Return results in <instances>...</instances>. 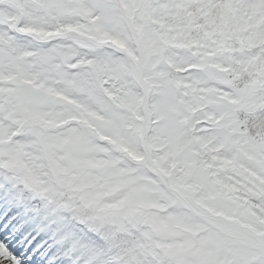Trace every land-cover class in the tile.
<instances>
[{"label":"rangeland","instance_id":"obj_1","mask_svg":"<svg viewBox=\"0 0 264 264\" xmlns=\"http://www.w3.org/2000/svg\"><path fill=\"white\" fill-rule=\"evenodd\" d=\"M87 1L95 2L97 0ZM101 2L105 3V8L102 7L103 10H100V12L97 14V17L95 18L97 22V30L100 29V26L102 25H104L103 27L105 28L112 27L119 20L116 17L118 13L115 11L117 8L114 2H116L117 6L118 4H122L123 9L124 2H126L127 5H129V3L133 4V0H102ZM71 4L72 7L68 8V6H66L65 11H72L74 14L80 13L82 15L84 8L86 7H84L83 4L81 5V3L79 2H74ZM96 8V5L90 4V9H87L91 14ZM231 9L234 10L238 24L247 28L251 26V17L254 19H264V0H226L221 2L216 1L213 2V4L209 5V10L211 12H209L205 6L200 8L199 12L211 14L215 21L218 20L219 23H223L225 19V15L223 13L228 12ZM179 18L180 15L178 14V12L172 11L165 16H160L158 18V23L156 26L168 41L174 43L173 46L181 45L180 47H190L192 40L195 43L196 41H198V44H206L210 40L218 46H223V38L221 36H218L220 39H216L214 34H212L213 32H211L210 27L203 30L202 34L200 30L195 28L188 19L180 23ZM92 21L93 18L90 19L91 23H93ZM91 23H89V25ZM138 26H140V22L138 23ZM247 30L245 31V33H241L240 35H236L234 37L233 45L230 47L232 52L236 53L240 49L245 50L249 48L250 43ZM252 31L253 30H250L249 32ZM205 32L209 34H205ZM263 32V28L258 30V33ZM175 36L180 37V39L178 40L180 42V45L178 44V42L174 41ZM146 46L152 47L153 43L150 41L146 42ZM153 55L156 54L145 55L147 61L149 62V66L153 67L148 68V65L144 63V71L146 76L148 73H153L155 69H158L162 73V68L159 67L158 63L156 64L155 60L153 59ZM175 56V54H172V57ZM45 58L47 59V62L51 63L50 54L45 55ZM179 59L181 60L180 57ZM172 65L173 64H171V66ZM201 66V64H197V67ZM212 70L213 69H209L208 71L210 72ZM238 70L240 71V76H243V74H249L250 71V69L246 67H239ZM255 72L256 76L251 73L250 80L236 83L230 77V70H228L224 73V75H222V77L223 79H228L229 81L224 80L222 88L224 90H227L228 92L229 90L225 87H228L229 89L232 88L234 94L237 97L244 95L246 96V99H250L252 97L253 91H255L253 95H255L257 99H259L260 97L264 98V81L263 83L259 82L260 79H264V69L261 66H258ZM158 76L160 77V75H155L153 77V80L156 81L159 78ZM150 82L151 80L148 82H143L149 93L148 99L146 100L145 104V112L142 106V91L136 86L129 91H124V105H114L108 100H102L98 98V101L101 104L105 103L104 101H108L106 102V108H103L102 110L105 109V112L109 115V125H106L104 124L105 122L100 121L101 127H109V129L112 131L116 129L115 132L117 133H119L121 130L126 131V129H128L131 133V136H125L122 144H119L127 150H123L122 152H118L117 154L111 151V161L105 165L100 159H97L96 161L91 160L92 154L90 153V151H88L85 156L83 149L87 145V142H85L87 132H83L82 135L79 132H72L70 138H67V136L62 137L61 142L66 139V142L62 145H59L60 140L58 136H50L48 138V140L50 141L48 142L49 146L47 149V155L50 159L49 161L53 162L54 165H58V169H61L65 175H68L70 172L80 174L82 173L79 181L80 188L86 186L88 184V181H90L93 176H95V179H98L96 181V185H93V188H89L87 189V191H85V193L89 194L94 200H90V206L94 208L95 212L101 211L104 213H109L111 215L110 222L116 227L120 228L122 227V225H124V228H126L127 230L128 223L132 224V228H129V232H131L133 236L137 235L134 238H136L135 242H138V244L134 247L138 249H135V255L138 254L139 260L146 261L147 264H160V260L161 262L162 260H166L167 262H172V264H174L173 256L176 258L175 249L179 244V236L182 232L180 231V229L184 227V229L189 232V224L188 222H184V220L187 217L190 220L191 218L193 219V217L187 214L188 212L186 205L182 202L187 199L189 200L190 205L199 212V218L195 219L194 222L195 228L191 232H189L190 237H188L189 239L194 241V237L196 235L198 236L199 239L196 240V242L198 243L197 248H199V253L196 248V255L194 248V250H192L191 253L187 255V258H191V254L194 256L193 261L189 259V264H200V262H202L203 264H231L233 259L229 257L221 258V254L224 251V247L226 246V244H224V236H222L221 232L217 233L214 230L211 231L207 230L206 228V226L208 225H215H213L212 221L208 220V217H211L212 214L210 213L214 212L213 204L215 200H226L228 202L230 200L233 203H236V205L238 204L237 208L246 203L249 206V203H251L253 180H262V178L252 176L248 180H245L244 184L241 182V180L237 179L240 177L238 172L235 174V177L229 174L228 165L230 163L229 159L232 157V155L230 154V152H227V149L225 148V146H223L220 153L212 154L214 162L209 165L212 166V168H214L213 165L217 164H220V166L223 167V169L217 173V176L212 174L215 182H207L205 175L203 176V178L198 177L200 170L196 176H193L191 173H189L188 179L191 180L188 183L189 190L185 189L186 191L183 192V196L181 198L170 195L173 194L171 193L172 191L166 190V194H169L167 195V197L169 196L167 199V204L158 205L159 213H155L154 211H150L149 215L145 213V211H147V206L151 201L149 189L154 184L153 181H150V178L151 176H153V174L150 172V176L145 169H142L140 167L139 162L135 160H129L128 153L132 150L135 155L142 157V148L139 153H136L134 145L136 147L139 144L140 129L141 127H144L147 117H149V120L153 119V114H156L155 112H157L158 115H163V118L165 119L162 121V124L168 132L170 129H172L170 126L172 124V120H170V118L168 117L170 110L173 109L174 114H179L178 112H181V109H179L180 105L174 104L169 97V92H167L166 90L164 91V89L162 90V94L161 96H159L157 102H155V99H153L154 88L151 86ZM262 84L263 86H261ZM131 90L132 92H130ZM34 93L35 92L30 93L29 90H27L26 95L28 96L26 97L25 102L28 101L29 97L37 100L38 97ZM216 98L219 101L217 103H214L213 108L209 110L215 111L221 116H224L225 112H227V116L224 118V120H220L217 126V128L221 126V135L225 138L228 144L236 143L238 140V142H240L239 147L243 148V152L245 154L256 156L261 147H263L262 149H264V131L259 135V131L264 128V121H261V118L258 119L257 117L251 115L257 114L255 112V109L253 107L251 108V106L242 104L240 105V108L238 107V105L234 108H230V105L228 106V103L221 104V101H225L223 98L218 96ZM233 98L234 95L232 94L230 97H228V99L231 100ZM248 102L249 101H247L246 103ZM114 108H118L120 109V111H123L124 108V114H122L121 112H110L116 111ZM249 108L252 110V112L250 113L248 111ZM102 110H100L99 113H101ZM32 115L41 117L42 112L39 109L30 110L27 108V106L24 108H15L14 110L11 108V118L13 120L26 121ZM244 115L247 116L244 117ZM262 115H264V111L262 112ZM131 117L135 119L134 122L131 121ZM247 117H253L252 125L255 127L254 129L256 133H251L250 137L246 138L244 132H247ZM232 119H234L236 122V127L238 129V132L240 133L239 137L232 134L231 126L228 124L229 122H233ZM112 121L118 123H114ZM7 135L8 134L6 133L4 126L0 124V153L3 152L2 141L6 139ZM210 136L212 138H216L214 139V142L215 140L220 139L218 137V131L215 135ZM210 136L208 135L207 140L201 143L205 148V152L209 154H211V149L207 146V142L213 143ZM165 142L166 141L162 139L159 140L160 145L165 144ZM193 142L197 143L195 139L193 140ZM127 145L130 150H128ZM147 145L149 148L148 155L154 160L156 164H153V168L160 173L165 181H175L170 176V173L166 170V167L170 166V163L166 161V156L172 150L167 149L161 151L158 145L153 148V142L150 140L147 142ZM12 146H14V144H12ZM149 146L152 147L153 150ZM156 148L158 149L156 150ZM262 157L264 158V154H262ZM10 158L13 159L14 155H10ZM118 164H121L122 166H124V168ZM85 166L88 168V170L91 169L93 173L90 171L87 172ZM44 168L46 174L51 173L50 168L46 166ZM208 169L210 170L209 167ZM260 173L264 174L263 171H261ZM50 185L51 183L48 184L47 187H43V189L46 188L48 190V187ZM137 187L143 188L145 190H139L135 195L133 190ZM127 192L128 195L126 194ZM118 196L120 197V199H117ZM1 197L2 196L0 191V198ZM79 199L82 200V198ZM102 199L106 202H104ZM109 204H111L112 206H109ZM13 205L14 203L8 201V204L5 206H8V208H6L5 210H7V216L10 218L15 217L19 213V208H15L13 207ZM10 207L13 208L8 211ZM2 209L3 207L0 204V214ZM171 210L174 211L175 215L174 217L168 218V212ZM247 214L251 216L249 212ZM226 216L228 217V215ZM24 218V221L21 222V224H24V230L32 231L33 233L36 232L40 235V240L41 238L45 239L47 237L45 235H48L50 231L48 227L43 228L42 224L37 226L38 223H34V221L32 223V220L29 219L28 214L24 216ZM199 219L203 220L204 228L206 229H199L200 227H203L201 224L199 225ZM257 221L259 223V219H257ZM262 223V227L264 228V219ZM35 227L38 228L36 229ZM244 229L245 232L243 234H245V237L255 236L254 242L257 243L259 247L264 248V229ZM118 239H120L119 236ZM120 240L124 243L125 239ZM242 254H244V252ZM249 256V253L246 251L245 255H242V258L249 259L251 258V256ZM0 264L3 263L0 262ZM232 264L237 263L233 261Z\"/></svg>","mask_w":264,"mask_h":264},{"label":"bare ground","instance_id":"obj_2","mask_svg":"<svg viewBox=\"0 0 264 264\" xmlns=\"http://www.w3.org/2000/svg\"><path fill=\"white\" fill-rule=\"evenodd\" d=\"M0 223H2L1 221H0ZM6 224V223H5ZM5 224H3V228L5 229V230H7L8 229V231H7V234H6V236H5V239H8L9 240V242H13L14 241V237L16 236V232L14 231V230H12V227H9V226H7V224L5 225ZM19 241H20V243L21 242H23V246L22 247H25L24 248V251L27 249V245H24V241L22 240V239H19ZM0 262L1 263H3V264H15V261L16 260H13L11 257H10V253L7 251V250H5L4 248H1L0 247ZM12 256V255H11ZM27 258V260L28 259H30V257L28 256V257H26ZM17 264V263H16Z\"/></svg>","mask_w":264,"mask_h":264}]
</instances>
